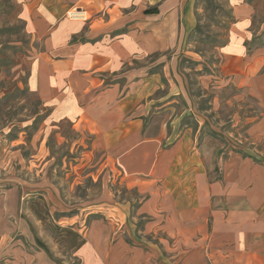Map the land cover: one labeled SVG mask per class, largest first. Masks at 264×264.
Returning <instances> with one entry per match:
<instances>
[{"label":"rangeland","instance_id":"rangeland-1","mask_svg":"<svg viewBox=\"0 0 264 264\" xmlns=\"http://www.w3.org/2000/svg\"><path fill=\"white\" fill-rule=\"evenodd\" d=\"M118 1L133 5L114 23L106 7L88 17L96 33L119 35L149 18L145 0ZM20 4L0 0V264H181L186 247L177 225L191 226L192 213L178 218L159 176L126 178L99 133L62 117L28 87L43 44ZM240 7L245 47L264 52V0H194L193 28L184 34L170 26L169 48L125 63L122 72L136 75L120 77L124 102L141 101L127 116L142 117L148 135L162 131L174 144L189 138L198 157L190 162L217 181L218 195L226 192V173L231 182L238 176L236 160L264 164V138L248 133L264 113L262 95L220 67ZM156 21L148 23L153 32ZM208 204L200 205L205 214L227 203L218 196Z\"/></svg>","mask_w":264,"mask_h":264},{"label":"crops","instance_id":"crops-1","mask_svg":"<svg viewBox=\"0 0 264 264\" xmlns=\"http://www.w3.org/2000/svg\"><path fill=\"white\" fill-rule=\"evenodd\" d=\"M90 1L20 0L33 35L43 44L32 65L28 87L62 117L87 123L99 133L106 148L116 153L126 178L159 176L162 193L174 199L178 218L192 213L191 226L177 225L183 229L179 231L185 239L181 245L186 247L181 264H264V164L248 158L236 160L238 176L231 182L232 173H226V192L218 195L217 181H207L201 168L190 162L198 158L191 140L182 136L174 144L162 131L144 133L143 118L127 116L141 101L133 98L125 103L126 98L120 96L121 75H136L131 74L136 69L122 72L124 64L169 48L170 26L180 25L184 34L188 33L195 24L194 0H145L143 14L149 18L119 35H108L105 30L96 33L94 20L87 19L96 9L106 7L111 14L107 21L114 23L115 15L119 20L121 10L133 4ZM154 7L155 11L145 12ZM242 10L240 7L239 20L222 48L221 72L237 86L262 95L264 103V52L245 47L247 20ZM155 20L160 28L153 32L148 23ZM150 79L152 75L142 80L147 84ZM248 133L264 138V113L252 120ZM190 149L194 152L189 153ZM218 196L227 203L224 210L210 208L205 214L201 202L207 200L211 206V200ZM190 201L193 205L186 207ZM151 260L146 259V263L154 264Z\"/></svg>","mask_w":264,"mask_h":264},{"label":"trees","instance_id":"trees-1","mask_svg":"<svg viewBox=\"0 0 264 264\" xmlns=\"http://www.w3.org/2000/svg\"><path fill=\"white\" fill-rule=\"evenodd\" d=\"M150 11H152V10H151V9H146V10H145V12H150Z\"/></svg>","mask_w":264,"mask_h":264}]
</instances>
